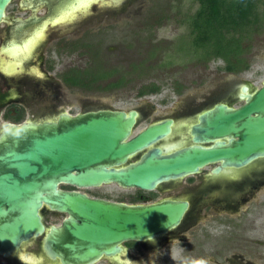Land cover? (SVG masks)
Instances as JSON below:
<instances>
[{"label":"water","instance_id":"obj_1","mask_svg":"<svg viewBox=\"0 0 264 264\" xmlns=\"http://www.w3.org/2000/svg\"><path fill=\"white\" fill-rule=\"evenodd\" d=\"M9 1L0 0V21ZM248 89L242 105L220 103L202 112L191 129L193 143L172 150L155 144L172 134L173 119L134 133L138 109L62 112L56 120L6 125L0 130V253L9 256L42 236L47 255L60 264H94L121 253L126 241L167 234L183 221L188 201L129 204L62 185L152 190L208 165L218 164L213 172L219 173L264 158V80ZM45 209L67 216L47 225Z\"/></svg>","mask_w":264,"mask_h":264},{"label":"flooded vegetation","instance_id":"obj_2","mask_svg":"<svg viewBox=\"0 0 264 264\" xmlns=\"http://www.w3.org/2000/svg\"><path fill=\"white\" fill-rule=\"evenodd\" d=\"M140 1L10 0L0 21V76L6 85L0 90V126L2 124L22 123L28 120L36 122L56 120L62 112L76 115L100 109L91 108L85 104V101L79 99L85 109H82L81 112L71 113L66 108H59L57 106L59 101L58 103L52 102L51 95L44 93H42L44 95L41 98L47 103L40 112L34 109L35 105L32 103L38 101V94L43 87L53 85V83L47 82L48 77L43 79V73L47 74L58 68L64 57L75 54L88 55V51H91L89 49L92 47L99 56L101 49L98 45L99 41L96 40L95 42L87 37L94 36L95 34L92 32L97 34L104 28L114 26L109 23L118 18L117 8L119 4L126 7L130 6L131 9L134 4L136 5ZM86 2H90L87 7H82L69 16L66 14L71 5L77 6ZM43 29L42 37L37 40L30 54L27 53L20 57L11 55L12 50L25 48L27 42L33 37H37ZM45 45L48 47L47 49L44 48ZM87 66L70 65L64 67L57 74L69 89L82 90L79 87L67 85L60 75L71 68L83 69ZM26 77H28L27 80H23ZM28 80L33 81L34 86L32 84L26 86L25 83ZM224 84L223 82L217 90L208 94L207 99L202 104H196L195 99H193L187 107L185 106L186 108L178 110L173 115H159L156 116V119H150L149 116L153 112L141 113L139 110L140 116L136 128L142 120L146 121V125L139 131L155 121L173 119L172 134L158 141L155 146L164 150H172L175 147L177 149L183 145H189L193 143L192 126L199 121V115L202 112L220 103L231 105L225 97L232 98L233 95L226 93ZM37 85L41 86L38 87ZM244 86H248L251 90L256 89L246 84L240 87L237 98L242 101V104L245 100L240 95ZM47 96L48 100L45 99ZM49 100L51 101L48 102ZM211 102H213L211 106L200 109L202 105L206 106ZM53 111H58V113L53 115ZM45 114L46 116L41 118ZM136 132L138 131H134V133ZM144 152L132 157L131 161L139 159ZM217 165L213 164L209 173L200 171L196 174L172 179L152 190L124 187L114 183L122 188L136 189L132 195L123 193L124 195L116 199L111 198L110 195L92 192V189L105 184L85 187L64 185L62 187L69 190H79L91 197L129 204H148L165 199L189 202V208L179 226L167 234L151 240L124 242L121 253L102 258L109 259L110 264H140L143 259L145 264L154 262L155 254L164 250L163 245L169 246L172 241H176L180 247L190 251L202 250V246L210 242L212 245L209 256L218 262H220L218 259H222L224 261L222 264H259L258 260L264 259L262 258L264 255V199L259 198L257 191H260L262 187L264 188V158L255 160L245 167L223 168L221 172L215 173L213 169ZM207 214H210L209 217L213 218L214 223L211 222L204 229L201 225L203 224V216ZM199 231H201L205 242H195L199 238L197 237L200 235ZM257 232L258 234H256ZM189 239L195 240L190 242ZM30 241L23 243L15 253L9 256L0 253V264H60L58 259L53 260L47 255L43 237L38 242L30 243ZM226 244L233 246L231 250L227 249ZM235 246L237 247L234 249ZM152 251L153 253L150 254ZM116 256H120V258H115ZM161 256L169 257L170 255L162 254Z\"/></svg>","mask_w":264,"mask_h":264},{"label":"rangeland","instance_id":"obj_3","mask_svg":"<svg viewBox=\"0 0 264 264\" xmlns=\"http://www.w3.org/2000/svg\"><path fill=\"white\" fill-rule=\"evenodd\" d=\"M197 7V0H141L138 4H134L131 9L130 6L126 7L119 4L117 8L118 18L109 23L114 26L104 28L97 34L92 32L95 35L87 38L95 42L96 40L99 41L98 45L101 48L99 55L104 53L107 58L106 62H108H103L104 65L116 66L125 74L126 79L122 83L123 85L108 91L84 92L77 88L69 89L59 79L57 73L70 65H79L80 67L91 65L95 68L97 62L100 61L99 57L94 62L90 60L87 54L81 56L75 54L64 57L60 61L59 67L54 71L42 74L43 79L48 77L47 82L53 83V85L47 87L43 85L45 87H43V91L39 92L38 101L32 103L35 105L34 109L40 112L47 103L41 97L44 94H49L52 97V102L58 103L59 101L57 106L66 108L71 113L81 112L82 109H85V106L79 101L81 99L91 108L138 109L141 113L151 111L153 113L149 116L150 119H156V116L159 115L176 114L178 110L186 108L193 99H195L196 104H202L207 99L208 94L217 90L223 82L226 93L233 95L232 98L225 97L228 99L227 102L232 106H239L242 104V101L237 98L240 87L246 84L257 88L262 85L264 80V29L252 41V48L248 54L250 67L239 73H228L222 69L224 62L221 59L205 63L198 57H194L193 54L188 55L189 45L184 39H188L189 29L185 21L188 16L195 13ZM44 48L47 49L48 47L45 45ZM154 49L156 52L153 54ZM119 76L120 73L115 78ZM27 78H23V80H27ZM1 79L0 76V90L1 87L5 88L6 86ZM150 82L160 84L162 86L161 91L139 96V88ZM25 84H27L26 86H30V84L34 86L33 81L30 80ZM37 86L40 87L41 85ZM177 89L182 92H177ZM45 99L48 100V96ZM212 103L206 106L202 105L200 109H205ZM57 113L58 111L52 112L53 115ZM45 116L46 114L41 118ZM145 125L146 121L142 120L135 131H139ZM212 166H206L201 171L209 173ZM62 186L64 187V185ZM92 192L110 195L111 198L116 199L124 195L123 193L132 195L136 189L122 188L114 183H109L92 189ZM257 195L261 200L264 199L263 187L257 191ZM43 215L47 225L60 224L67 216L65 213L48 209L43 211ZM209 216L210 214L203 216V226L201 225V227L204 229L211 222L214 223L213 218ZM199 234L197 236L199 238L195 242H205L201 231ZM41 238L42 236L34 238L30 243L38 242ZM194 240L189 239L190 242ZM211 245L210 242H207L202 246V250L190 251L180 247L176 241H172L169 246L163 245L164 250L155 254L154 262L147 264H199L201 261L206 262V264H222L224 262L222 259H218L220 261L218 262L209 256ZM226 247L231 250L233 246L226 244ZM152 253L153 251L150 252V254ZM185 253L187 254L185 255ZM162 254L170 256H161ZM110 262L109 259L105 258L96 264H110ZM258 263L264 264V259L260 258ZM140 264H145L144 259Z\"/></svg>","mask_w":264,"mask_h":264},{"label":"trees","instance_id":"obj_4","mask_svg":"<svg viewBox=\"0 0 264 264\" xmlns=\"http://www.w3.org/2000/svg\"><path fill=\"white\" fill-rule=\"evenodd\" d=\"M197 2L195 13L188 16L185 21L189 29L188 39H184L189 45L188 55L193 54L205 63L221 59L224 62L222 69L228 72L239 73L248 69L250 67L248 54L252 48V41L264 29V0H197ZM89 50L90 60L96 62L99 57L100 63L95 68L88 65L83 69L66 70L60 75L63 81L84 91H108L123 85L126 76L121 69L104 65L108 63L105 54L98 56L93 47ZM155 52L154 49L152 53ZM119 73L120 76L115 78ZM161 89L160 84L150 82L142 85L138 94L139 96L155 94ZM177 92L182 91L177 89Z\"/></svg>","mask_w":264,"mask_h":264},{"label":"bare ground","instance_id":"obj_5","mask_svg":"<svg viewBox=\"0 0 264 264\" xmlns=\"http://www.w3.org/2000/svg\"><path fill=\"white\" fill-rule=\"evenodd\" d=\"M89 4H90V2H86L84 4H79L77 6H75L73 4V5H71V7L69 8V10L66 14H68V16H69V15L75 13L78 9H81L82 7H87ZM43 31H44V29L42 30L41 33H39V35L37 37H33L32 39H30L29 42H27V44L25 45V48H19V49L12 50L11 55L16 56V57H20V56L27 54V53L30 54L32 52V48L34 47L37 40L42 37ZM9 69H11V68H9ZM9 71H11V70H9ZM248 91H249V89H248ZM5 125L6 124H2L0 126V130L3 129L5 127ZM115 258H120V256H116ZM127 260L129 261L128 258H127Z\"/></svg>","mask_w":264,"mask_h":264},{"label":"clouds","instance_id":"obj_6","mask_svg":"<svg viewBox=\"0 0 264 264\" xmlns=\"http://www.w3.org/2000/svg\"><path fill=\"white\" fill-rule=\"evenodd\" d=\"M199 264H206V262H204V261H201V262H199Z\"/></svg>","mask_w":264,"mask_h":264}]
</instances>
